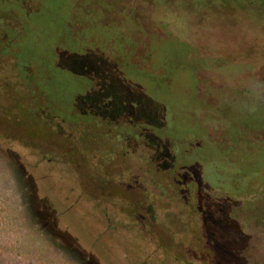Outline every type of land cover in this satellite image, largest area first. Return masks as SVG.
Wrapping results in <instances>:
<instances>
[{
  "label": "rangeland",
  "instance_id": "rangeland-1",
  "mask_svg": "<svg viewBox=\"0 0 264 264\" xmlns=\"http://www.w3.org/2000/svg\"><path fill=\"white\" fill-rule=\"evenodd\" d=\"M17 1L26 13L47 10L45 22L62 20L54 0ZM114 2L119 13L105 22L145 29L138 55L151 32L164 36L161 27L207 59L197 78L200 93L210 88L208 103L215 89L264 94V0ZM92 3L85 10L100 14ZM83 14L68 21L86 22ZM5 24L0 18V264H264V187L246 198L209 190L199 216L195 201L168 195L163 174L151 179L142 144H114L102 129L94 135L50 113L32 69L2 53Z\"/></svg>",
  "mask_w": 264,
  "mask_h": 264
},
{
  "label": "trees",
  "instance_id": "trees-1",
  "mask_svg": "<svg viewBox=\"0 0 264 264\" xmlns=\"http://www.w3.org/2000/svg\"><path fill=\"white\" fill-rule=\"evenodd\" d=\"M114 1L96 0V15L84 8L92 0H54L63 21L49 23L47 10L27 15L17 0H0L2 53L12 51L19 69H32L34 84L46 87L41 92L50 113L61 121L94 135L102 129L114 144L128 134L149 145L151 179L163 174L168 195L186 206L195 201L198 214L209 190L229 198L258 193L264 187V94L251 99L243 89H215L208 103L210 88L200 93L197 78L207 59L161 27L164 36L151 32L138 55L145 29L140 22H105L119 13ZM81 11L86 22L68 21Z\"/></svg>",
  "mask_w": 264,
  "mask_h": 264
},
{
  "label": "flooded vegetation",
  "instance_id": "flooded-vegetation-1",
  "mask_svg": "<svg viewBox=\"0 0 264 264\" xmlns=\"http://www.w3.org/2000/svg\"><path fill=\"white\" fill-rule=\"evenodd\" d=\"M28 14H29V12H27V15ZM123 139H125V141L127 140L128 142H130V141L135 142L136 146H138V144H140V143H137V140L133 136H130L128 134H126ZM143 146L147 149L148 152L150 151V146L149 145L143 144ZM206 202H207V195L205 194L204 197H203V210L200 212L199 216H201L203 214Z\"/></svg>",
  "mask_w": 264,
  "mask_h": 264
}]
</instances>
